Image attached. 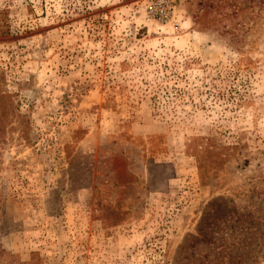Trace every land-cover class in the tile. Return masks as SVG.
Returning a JSON list of instances; mask_svg holds the SVG:
<instances>
[{
	"label": "rangeland",
	"instance_id": "obj_1",
	"mask_svg": "<svg viewBox=\"0 0 264 264\" xmlns=\"http://www.w3.org/2000/svg\"><path fill=\"white\" fill-rule=\"evenodd\" d=\"M0 0V264H264V0Z\"/></svg>",
	"mask_w": 264,
	"mask_h": 264
},
{
	"label": "built area",
	"instance_id": "obj_2",
	"mask_svg": "<svg viewBox=\"0 0 264 264\" xmlns=\"http://www.w3.org/2000/svg\"><path fill=\"white\" fill-rule=\"evenodd\" d=\"M163 1H164V5H162L160 9L159 8L153 9L151 7V12H153L154 15H159L160 17H168L170 15L171 6L168 4V1L166 0Z\"/></svg>",
	"mask_w": 264,
	"mask_h": 264
}]
</instances>
